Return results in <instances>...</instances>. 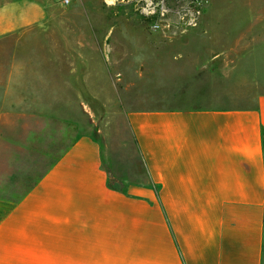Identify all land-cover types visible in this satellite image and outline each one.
<instances>
[{"label":"crops","instance_id":"obj_1","mask_svg":"<svg viewBox=\"0 0 264 264\" xmlns=\"http://www.w3.org/2000/svg\"><path fill=\"white\" fill-rule=\"evenodd\" d=\"M65 6L0 0L3 109L75 127L72 141L1 215L0 264H264V35L253 32L251 52L241 53L251 55L250 66L241 62L251 71V97L220 103L227 98L205 66L179 65L193 72L173 85V107L127 111L153 185L124 178L118 191L97 140L67 119L66 108L49 105L68 102V82L56 73L68 69V55L85 54L57 38H92L76 37L74 26L66 32L77 21L56 18Z\"/></svg>","mask_w":264,"mask_h":264},{"label":"rangeland","instance_id":"obj_2","mask_svg":"<svg viewBox=\"0 0 264 264\" xmlns=\"http://www.w3.org/2000/svg\"><path fill=\"white\" fill-rule=\"evenodd\" d=\"M57 13L56 18L77 21L67 24L66 32L70 34L74 26L79 28L76 37L89 33L92 38L82 42L72 35L67 40L57 38L85 54L68 55V69L56 73L61 75L58 80L68 82V102L49 105L66 108L67 119L79 122L97 140L109 179L121 188L124 178L133 183L149 181L126 113L173 107L169 100L173 85L193 72H183L179 65L187 70L205 66L212 88L219 90V98H227L220 103L233 104L252 95L251 71L241 70V62L250 66L251 55L241 53L251 52L253 32L264 35V0H212L199 24L178 37L164 33L154 18L141 17L137 5L127 0L115 5L70 0ZM74 59L76 71L71 66ZM3 75L1 65L0 80ZM157 95L164 100H153ZM3 107L0 103V217L75 135L71 124L64 127L54 120L22 117Z\"/></svg>","mask_w":264,"mask_h":264},{"label":"built area","instance_id":"obj_3","mask_svg":"<svg viewBox=\"0 0 264 264\" xmlns=\"http://www.w3.org/2000/svg\"><path fill=\"white\" fill-rule=\"evenodd\" d=\"M126 0H108V5ZM137 5L141 17L155 19L156 25L171 36L195 28L212 0H127ZM68 5L70 0H63Z\"/></svg>","mask_w":264,"mask_h":264},{"label":"trees","instance_id":"obj_4","mask_svg":"<svg viewBox=\"0 0 264 264\" xmlns=\"http://www.w3.org/2000/svg\"><path fill=\"white\" fill-rule=\"evenodd\" d=\"M148 184L149 185H153V182L150 180V178H149V175H148ZM110 185H111V187H113L114 189H116V190H118V191H123L124 190V188H121L117 183H111V181H110Z\"/></svg>","mask_w":264,"mask_h":264},{"label":"bare ground","instance_id":"obj_5","mask_svg":"<svg viewBox=\"0 0 264 264\" xmlns=\"http://www.w3.org/2000/svg\"><path fill=\"white\" fill-rule=\"evenodd\" d=\"M108 2L111 4L112 2H111V0H108Z\"/></svg>","mask_w":264,"mask_h":264}]
</instances>
